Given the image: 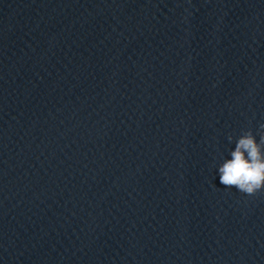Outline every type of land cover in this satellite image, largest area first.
Wrapping results in <instances>:
<instances>
[{
    "label": "clouds",
    "instance_id": "clouds-1",
    "mask_svg": "<svg viewBox=\"0 0 264 264\" xmlns=\"http://www.w3.org/2000/svg\"><path fill=\"white\" fill-rule=\"evenodd\" d=\"M259 140L251 129L242 131L229 157L219 164L217 175L226 189H236L247 196L264 192V124L259 126ZM232 142L233 137H228Z\"/></svg>",
    "mask_w": 264,
    "mask_h": 264
}]
</instances>
